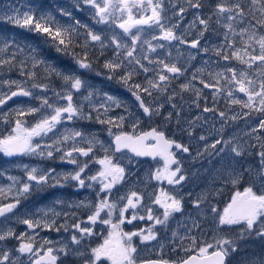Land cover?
<instances>
[{
	"label": "snow or ice",
	"instance_id": "6c2138e0",
	"mask_svg": "<svg viewBox=\"0 0 264 264\" xmlns=\"http://www.w3.org/2000/svg\"><path fill=\"white\" fill-rule=\"evenodd\" d=\"M70 2L71 8L56 6L60 17L66 20L57 19L53 11L41 9L27 0H21L20 7L0 12V25L34 33L43 39L44 44L54 48L59 56L71 62L66 67H60L50 62L38 45L0 31V73L5 69L15 70L23 78L0 79V89L8 88L7 92L0 90V108L13 98H28L29 101L26 104L21 101L15 109L0 112V120L12 125L6 133L0 134V153L5 157L58 158L60 163L74 166L68 171L56 172L55 168L39 165H17L24 178L9 175V183L0 185V218L11 219L18 206L49 187L63 188L75 182L77 189L94 190L98 185L99 191L95 192L94 201L85 198L66 203L57 198L51 205L16 216L15 222L26 228L18 235L12 227L0 228V264H61L62 258L69 256L82 261V264H102L104 259L110 264H138V247L134 244V238H139L141 245L158 242L157 226L166 234L176 214L191 224L189 227L187 223L177 221L179 227H187V233L179 239L189 241L188 246L181 250L190 252L196 249L197 254L172 264H229L230 257L240 250V241L253 236L264 240V190L258 193L251 185L245 187L243 192H235L222 213L215 206L210 209L218 217V233L224 228L233 227H239V232L235 236L220 237L215 243H207L198 249L197 238L190 233L201 230V224L191 214L184 216L185 197L179 194V188L169 192L161 187L158 193H149L148 204L143 202V195L134 190L112 199L116 186L122 185L131 175L115 159V153L127 149L135 157H160L164 161L163 168L152 172L150 179L179 187L183 186L187 177L183 174L177 154L192 153L189 145L169 138L165 131L158 128L140 135L124 132L114 135L112 128H122L127 116H111L109 113L123 109L131 115L127 103L118 96L102 91L82 76V72L92 71L93 65L99 63L96 76H103L123 87L134 98L144 116L163 117L166 126L175 119L176 127L186 132L189 138L194 137L198 122L206 121V118L196 115L185 120L187 128L181 127L184 93L194 96L190 104L197 109L200 108L199 101L203 99V113L218 114L224 124L229 119L236 121L249 117L253 112L264 117V0H215L214 3L212 0ZM205 7L209 8L207 15L204 13ZM76 13H86L91 23L79 19ZM189 13L192 18L185 23ZM220 29H223L222 33ZM147 32L152 33L150 38H146ZM206 34L220 39L217 43L205 41ZM189 36L193 38L189 40ZM172 46L180 54L181 46L194 50L187 54L188 63L197 60L201 54L209 56V59L203 60L202 66L192 71L191 78L187 79V63L179 64L178 58L173 59L170 51L162 56L152 55ZM233 61L243 67L233 65ZM205 72L211 82L204 79ZM141 75L144 81L136 82ZM53 78L60 82L59 88L53 86ZM181 78H185V82L179 84V92L175 89L169 92L172 84ZM13 87L15 90H12ZM205 89L211 90V108L207 106ZM238 94H243L246 99ZM222 95L229 111L232 105H239L248 111L243 112V117L239 114L227 117L225 111L215 107ZM178 98L181 103L177 102ZM166 105L169 108L167 113L162 111ZM28 116L37 117L31 126L25 119ZM78 121L107 125L108 135L113 137L114 150L111 145L106 147L94 132L67 127ZM138 123L137 119L133 131ZM223 130L222 125L218 130L220 138L211 143L207 136L200 135L198 139L203 142V148L195 152L192 160L207 161L211 165L214 161L223 162L225 155L230 153L232 164L215 170L217 176L213 184L218 179L223 184L236 186L245 174H254L264 188V135H260L264 133V118H258V123L243 133L245 137L254 138L256 143L249 140L240 142L235 136L224 139ZM149 140L154 143H146ZM97 150L103 151L104 155L97 156ZM245 155L254 157L256 164L238 170L237 158ZM91 163L100 167L94 175H87L86 170ZM4 175V171H0V176ZM213 191L218 190L214 188ZM210 195L205 190L191 199L198 215H202V205L210 203ZM187 196L191 197L192 194L188 193ZM57 205L86 209L89 214L85 220H81L76 212L57 211ZM154 206L162 209V212L156 214ZM128 213L130 215H126ZM116 214L118 219H114ZM61 216L64 222L58 224ZM70 218H76V222L70 223ZM145 220L151 222L147 227L129 232L123 230L125 223L132 225L134 221ZM98 223L108 227L107 237L102 244L89 247L84 241L95 235L93 228ZM42 231L69 233L71 246L68 241L41 237ZM171 235L176 238L177 231L172 230ZM13 239L17 244L10 249L6 244ZM143 264L170 262L158 260ZM248 264H264V257Z\"/></svg>",
	"mask_w": 264,
	"mask_h": 264
},
{
	"label": "rangeland",
	"instance_id": "374dc122",
	"mask_svg": "<svg viewBox=\"0 0 264 264\" xmlns=\"http://www.w3.org/2000/svg\"><path fill=\"white\" fill-rule=\"evenodd\" d=\"M27 2L37 5L41 9L51 10L53 11L54 15L57 19L66 20V18L60 17L59 11L57 10L56 6L59 5L61 7L71 8L70 0H27ZM21 0H0V12L10 10L12 7H20ZM205 13V11H204ZM77 17L81 20H85L88 23L91 21L88 19L86 13H76ZM191 13H189L188 17L186 18L185 23L187 20H190ZM0 31L7 32L10 35H15L18 39L27 41L32 43L33 45H38L43 52V55L46 56L50 62L57 64L60 67H66L70 65V61L67 58L59 56L54 48L49 47L47 44H44L43 39L39 36H36L34 33L26 32L23 29L15 28L9 25H0ZM182 31V29H181ZM220 32H223V29H220ZM151 32H147L146 38H150ZM193 36H189L188 39H192ZM205 41L211 40L212 43H217L220 37L209 36L206 34ZM237 40L239 38L237 37ZM77 51H80L77 48ZM166 51H170L172 54L173 59L178 58V63L183 65L187 63L189 71L187 73L186 78L190 79L192 71H195L196 68L202 66L203 60H208L209 56L201 54L197 60L191 61L190 63L187 62V54L189 51H194L191 49H187L186 46H181L182 54L177 52L175 46H172L165 50H158V53L152 54L153 57L156 55H164ZM111 53H109L110 55ZM10 55V53H9ZM212 59H216L212 57ZM102 63V61H100ZM147 64V61L144 62ZM223 63V62H222ZM221 63V66H222ZM233 65L237 67H243L241 65H236V62H232ZM100 64H94L92 71H84L82 72V76L86 79L89 83L94 84L97 88H100L104 92H108L115 96H118L120 99L127 103L129 112L131 115H128L124 112L123 109H115L113 112H110L109 115L117 116V115H126L127 118L124 122L122 128L113 127L112 133L114 135L120 134L121 132L127 133V130H130L128 133L137 134L139 131L143 132L150 128H158L159 130L165 131L166 135L169 138L175 139L177 142H181L185 145H189L191 149L192 155L185 154V153H178L177 159L180 161V166L183 169V174L186 175L187 179L183 183L182 187L179 186H170L167 184L166 181L164 182H157L150 179V174L154 172L157 168H163L164 161L158 157L154 159V162H145L144 164L140 163V177L138 176V168L136 167L137 164L129 162L122 164L125 166L131 175L128 176L126 182H124L121 187L113 191L112 199H117L120 195H126L128 192L134 190L141 193L144 197V203H150L149 193H158L160 188L162 187L165 191L175 192L177 188H179V194L185 197L184 200V216H188L191 214L193 218H196L198 222L201 224V230H193L190 235H194L197 238V249L200 246H203L207 243H215L216 239L223 237V236H235L239 232V227H233L232 229L224 228L219 233L216 231V217L214 214L211 213L210 209L211 206H215L220 213L223 212V209L227 206L232 198L231 195H234L235 192L240 191L243 192L245 187L252 186L253 190L256 192H261L264 190L261 186V182L255 179L254 174L248 175L245 174L243 180L240 184L233 186L231 183L223 184L218 179H216L215 184H213L214 177L217 176V172L215 171L221 167H227L232 164V155L226 154L224 157L223 162L221 161H214L213 164L209 165L207 161H193L192 156L195 155V152L198 149L203 148V142L199 141L200 135H205L208 137V142L211 143L214 139L220 138L221 133L218 131L221 129L223 125V137L224 139H228L230 136H235L240 139V142L243 140H249L250 143H256L254 138L245 137L243 133L248 131L252 126L258 123V118H264L259 116L258 113L253 112L249 117H244L241 119H237L236 121L228 120L227 124H224V121L218 116V114L209 112L203 113V107L205 106V101L201 99L199 101L200 108L197 109L195 105H191L190 101L194 99V96L191 93H184V101H183V117L181 118V127L187 128V124L185 123L186 119H191L196 115H203L206 118L205 120H201L198 122L199 127L194 129V137L189 138L186 132H182L180 128L176 127L175 119L172 121L171 124L166 126V121L163 117L160 116H153L152 118H148L144 116L142 110L138 109V106L134 102V98L131 96L129 92H127L123 87L117 84L115 81H108L103 76H96L95 72L99 70ZM151 67V66H149ZM211 67L215 68L216 65H212ZM151 75V73H149ZM140 78V80H139ZM137 79L136 82L142 83L144 81V76L141 75ZM0 79H23L18 75V72L8 71L5 69L2 73H0ZM204 79L206 81H210V77L208 76L207 72L204 74ZM185 78H181L175 81L172 86L169 88V92L173 89L179 92V84L184 83ZM211 82V81H210ZM53 86L59 88L60 82L53 78ZM198 87L202 88V85L197 84ZM2 91L7 92L8 88L5 86ZM12 90H15L13 87ZM86 94V93H85ZM204 94L207 96V106L209 108L213 107L211 90L205 89ZM239 96L243 97V94H238ZM147 99V98H146ZM246 99V98H244ZM23 101L25 104L28 103V98H13L12 101H9L8 104L0 108V112H8L10 109H15L16 107L20 106V102ZM178 103L179 98L177 100ZM31 103L36 104V101H31ZM215 107L219 111H225L227 117H230L233 114H239L243 117V112L248 111L247 109H241L239 105H232L231 111L228 110L229 106L222 95L219 100L216 102ZM169 110L168 106L166 105L163 112L167 113ZM226 117V118H227ZM37 117L35 116H28L26 117V121L29 126L35 122ZM11 119V118H10ZM137 119L139 123L137 124L135 131H133V124H136ZM11 124H4L2 120H0V134L6 133L8 129L11 127ZM67 127H76L88 132L96 133L99 138L104 141L105 146L111 145L112 149L114 150V143L113 137L108 135L107 125H100L95 122H87V121H78L75 124H68ZM127 128V129H125ZM125 129V130H124ZM62 130V128H61ZM260 135H264V133H260ZM39 140V138H36ZM47 140V138H45ZM235 142V141H234ZM173 151H176L173 149ZM111 154V153H110ZM97 156H103V151L97 150ZM58 159V158H57ZM85 159V158H81ZM115 159L117 161H131L135 160L136 157L132 156L127 151H121L115 153ZM60 163V162H59ZM39 165L44 168H51V165H42L39 157H32V156H19V157H5L2 153H0V171H4L5 175L0 176V185H6L9 183L7 180V176H20L24 178V173L17 167V165ZM256 159L254 157H250L245 155L242 158H237L236 167L238 170H243V167H247L249 165H255ZM98 165V164H97ZM175 167V165L173 166ZM71 168L69 167H55L56 172L68 171ZM99 170L98 167L93 168L92 173H96ZM87 174V173H86ZM89 174V173H88ZM140 178V179H139ZM140 180V181H139ZM218 191H213V189ZM45 191L35 193L29 200L24 201L16 210H14V214L12 215L11 219H4L0 218V228L5 227H12L15 229L16 234L18 235L20 232L25 231V228L22 224H17L15 222V217L24 214L25 212H34L36 208L48 206L53 203L54 200L57 198L64 200L66 203L77 201V200H84L85 198L90 200H95V192L99 191V186L97 185L94 190L83 188L78 193L79 197L77 198L76 195H68L64 190L60 187H49ZM208 190L211 195L209 196L210 203H206L202 205V215H198V210L194 209L191 204V199L196 198V196L201 193L202 191ZM191 193L192 196L188 197L187 194ZM154 198V197H152ZM156 214H160L162 209H157ZM57 211L62 212H76V216L81 219L85 220L87 215L89 214V210L86 209H69L66 205H57ZM130 215V213L126 214ZM114 219H118V214L114 215ZM177 221H181L182 223H187L190 227V222L184 221L183 217L180 214H176L175 219L171 221L170 229L165 234L163 230L159 229L157 226V230L159 233L158 242H150L145 245H141L139 238H134V244L138 247V261L147 260L150 258H157L167 261H175L186 258L191 253H197L196 249L190 252H184L181 249L187 247L189 241H181L179 239L180 236H184L187 233V227H179ZM64 217L61 216L57 223H63ZM70 223H75L76 218H70ZM143 222V224H141ZM151 222L145 220L144 221H134L132 225L125 223L122 227L123 230L126 232L137 230L141 227H147ZM177 231V237L173 238L171 235V231ZM93 231L95 233L94 236L88 237L84 244L89 247H96L103 243L104 239L107 237L108 234V227L106 225L97 224L94 226ZM41 237H48L53 241H68L70 244V234L64 233L61 231L60 233L54 231H42L40 232ZM17 244L16 240H9L7 241L6 246L8 248H14ZM161 244H163V248H161ZM54 247H58L59 245H53ZM176 248L174 251L173 249ZM239 251L234 253L230 259L229 264H248V262L255 261L261 257H264V240L259 239L255 236L251 238H245L244 240L240 241L239 244ZM212 250V249H210ZM61 264H82V261L77 260L71 256L67 258H62ZM102 264H110L109 261L104 259Z\"/></svg>",
	"mask_w": 264,
	"mask_h": 264
},
{
	"label": "flooded vegetation",
	"instance_id": "af4514ba",
	"mask_svg": "<svg viewBox=\"0 0 264 264\" xmlns=\"http://www.w3.org/2000/svg\"><path fill=\"white\" fill-rule=\"evenodd\" d=\"M139 80H140V78H139ZM125 129H127V128H125ZM124 129V130H125ZM130 130H127V133L129 132ZM137 134H140V131L137 133ZM137 134H135V135H137ZM83 160V159H82ZM40 161L42 162V165H51V168H55L56 166L57 167H59V168H61V167H69V168H73L74 166L73 165H69V164H65V163H59V160L58 159H56V160H41L40 159ZM127 162H129V161H120V163L121 164H125V163H127ZM145 162H154V160H149V159H140V158H136L135 160H133L132 161V163H135V164H137L136 165V167L138 168V176L140 177V163H142V164H144ZM131 163V164H132ZM48 167V166H47ZM95 167H100L99 165H97V164H95V163H91L90 165H89V168L86 170V173H87V175H91L90 173H92V172H94L93 171V168H95ZM89 173V174H88ZM95 173H93L92 175H94ZM140 179V178H139ZM140 181V180H139ZM119 187H121V185H118V186H116V188L113 190V191H115L116 189H118ZM62 190H64V193L66 192L68 195H70V196H72V195H76L77 196V198L79 197V195H78V193L80 192V190L81 189H77L76 187H75V182H71L69 185H66L65 187H63V188H61ZM49 190L47 189V192H48ZM231 196H233V195H231ZM230 201H231V199H230ZM145 222V221H144ZM141 224H143V222L141 223Z\"/></svg>",
	"mask_w": 264,
	"mask_h": 264
},
{
	"label": "water",
	"instance_id": "95a60500",
	"mask_svg": "<svg viewBox=\"0 0 264 264\" xmlns=\"http://www.w3.org/2000/svg\"><path fill=\"white\" fill-rule=\"evenodd\" d=\"M153 129V128H152ZM152 129H149V130H147V131H144V132H141L140 134H142V133H145V132H149V131H151ZM140 134H138V135H140ZM146 143H154V141H151V140H149V141H147ZM127 150V149H126ZM132 154V153H131ZM140 158H152V157H140ZM153 159V158H152ZM24 226V225H23ZM24 227H26V226H24ZM192 255H196V254H191V255H189V256H192ZM186 259V258H185ZM147 261H158V260H156V259H149V260H145V261H142V262H138V264H143V262H147ZM170 264H172V262H170Z\"/></svg>",
	"mask_w": 264,
	"mask_h": 264
},
{
	"label": "trees",
	"instance_id": "16d2710c",
	"mask_svg": "<svg viewBox=\"0 0 264 264\" xmlns=\"http://www.w3.org/2000/svg\"><path fill=\"white\" fill-rule=\"evenodd\" d=\"M212 2L214 3L215 0H212ZM204 11H205V15H207V13H208V11H209V8H208V7H205ZM213 27H215V25H213ZM46 190H47V189H46Z\"/></svg>",
	"mask_w": 264,
	"mask_h": 264
}]
</instances>
